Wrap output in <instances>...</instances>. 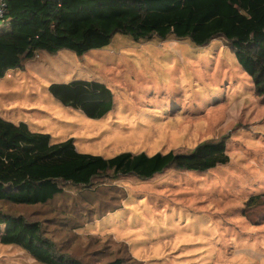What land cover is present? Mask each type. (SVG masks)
<instances>
[{
	"label": "rangeland",
	"instance_id": "374dc122",
	"mask_svg": "<svg viewBox=\"0 0 264 264\" xmlns=\"http://www.w3.org/2000/svg\"><path fill=\"white\" fill-rule=\"evenodd\" d=\"M74 80L107 84L113 112L90 118L54 97L53 83ZM0 116L106 158L224 139L229 162L203 173L98 179L82 192L68 186L47 205L4 207L48 222L49 235L85 261L130 255L140 264H264V98L223 40L195 47L117 34L81 56L41 51L0 77ZM0 264L43 263L0 242Z\"/></svg>",
	"mask_w": 264,
	"mask_h": 264
},
{
	"label": "trees",
	"instance_id": "16d2710c",
	"mask_svg": "<svg viewBox=\"0 0 264 264\" xmlns=\"http://www.w3.org/2000/svg\"><path fill=\"white\" fill-rule=\"evenodd\" d=\"M2 22L9 26L0 31V77L24 68L41 51L68 49L81 56L109 45L117 34L134 41L188 40L195 47L223 40L264 98V0H6ZM50 90L90 118L115 109L113 91L100 81L53 83ZM70 91L74 95L67 99L64 93ZM228 162L224 139L205 140L190 150L106 158L80 152L71 139L52 142L25 122L0 116V242L23 248L43 264H140L130 255L85 261L49 235L48 222L30 221L4 206L47 205L68 186L82 192L98 179L149 180L171 169L203 173Z\"/></svg>",
	"mask_w": 264,
	"mask_h": 264
},
{
	"label": "built area",
	"instance_id": "2783aa9c",
	"mask_svg": "<svg viewBox=\"0 0 264 264\" xmlns=\"http://www.w3.org/2000/svg\"><path fill=\"white\" fill-rule=\"evenodd\" d=\"M6 12V0H0V22L3 21Z\"/></svg>",
	"mask_w": 264,
	"mask_h": 264
},
{
	"label": "bare ground",
	"instance_id": "6f19581e",
	"mask_svg": "<svg viewBox=\"0 0 264 264\" xmlns=\"http://www.w3.org/2000/svg\"><path fill=\"white\" fill-rule=\"evenodd\" d=\"M122 251V250H121Z\"/></svg>",
	"mask_w": 264,
	"mask_h": 264
}]
</instances>
